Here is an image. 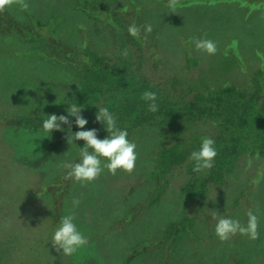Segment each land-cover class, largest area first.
Returning a JSON list of instances; mask_svg holds the SVG:
<instances>
[{"label":"rangeland","instance_id":"1","mask_svg":"<svg viewBox=\"0 0 264 264\" xmlns=\"http://www.w3.org/2000/svg\"><path fill=\"white\" fill-rule=\"evenodd\" d=\"M134 1L140 4L135 6ZM218 1H193L188 7H178L176 13H171L168 0H93L95 13L90 16L79 8L69 7V12L65 2L69 4L70 0H27L26 11L14 5L0 12V255H8L10 260L5 264L264 263V159H254L249 168L254 172V185L249 183L246 188L242 185L239 191L240 183L231 177L221 189L209 187L208 202L200 215L202 221L193 224L190 235L174 241L171 234L164 233L163 226L168 225L180 211L181 204L183 206L186 194L178 178L183 177V182L187 183L192 176L189 177L185 165L175 171L178 178L172 179L171 190L149 208L148 193L150 188L154 190L155 184H146L143 192L132 189L138 186L137 167L131 174L118 170L116 175L105 168L97 180L83 186L65 179L68 170L61 164L79 162V147L83 148L84 144L77 140L69 145L63 139L47 157L55 134L44 132L40 126L47 115H68V104L73 102L83 106L84 117L89 111L77 97L80 86L76 83V69L56 60L42 63L39 55L28 52L35 47L46 51L38 40H30L32 37L25 32L35 18L47 21L56 16L61 28L55 36L64 39L62 51L65 54L73 48L81 51L85 47L101 53L118 50L120 43L113 39L108 15L113 18V24L122 20L127 28L133 23L141 27L140 36L150 42L145 53H157L161 58L178 54L180 63L175 61L176 65H183L185 61L181 60L193 55L202 62L203 70L214 71L215 62H220L222 52L229 45L226 58L238 69L233 71V79L245 88L256 89V82L247 84L249 78L257 79L255 73L242 62H255L258 68L260 60L264 59V0ZM162 7H167L166 13ZM200 9L203 16L199 12L190 13ZM200 23L203 28L198 38L215 41L217 53L199 52L193 43L190 44L193 50H187L188 54L178 52V37L187 36L191 25L198 27ZM147 24L152 25L151 33L144 31L143 26ZM47 33V29L43 31L44 36ZM128 35V31L124 33L125 40ZM48 44L45 42L46 47ZM148 48L152 50L147 52ZM148 62L151 78L169 76L170 72L167 75L163 67H158L156 56ZM207 73L213 76L212 72ZM202 75L199 68L196 77ZM260 97H264L263 90ZM209 128L215 131L216 126L211 124ZM143 135L149 148H154L160 140L158 136L152 138L149 132ZM136 145L137 153L142 152L143 146ZM142 153L147 154V151ZM244 162L242 159L241 163ZM73 198L80 200L74 209L75 223L89 243L73 256H61L51 241L61 217L73 211ZM173 198L176 200H171ZM233 201H239L238 208H232ZM169 205H175V210ZM230 207L232 215L242 224L249 210L258 215V239L237 234L222 242L217 237V220L212 213L218 211V215H224ZM138 235L139 241L135 239Z\"/></svg>","mask_w":264,"mask_h":264},{"label":"trees","instance_id":"2","mask_svg":"<svg viewBox=\"0 0 264 264\" xmlns=\"http://www.w3.org/2000/svg\"><path fill=\"white\" fill-rule=\"evenodd\" d=\"M70 1L69 4L65 2L68 10L69 7H73V10L79 8L90 16L95 13L93 0ZM193 1L205 0H181L180 8L188 7ZM215 2L219 1L215 0ZM132 3L135 6L140 4L135 1ZM126 6L127 4L124 7ZM162 8L166 13L167 7ZM193 12H199L203 16L202 9L190 13ZM71 16H74L73 13ZM107 18L109 26L112 27L113 39L120 43L118 50L101 53L85 47L81 51L73 48L68 54L63 53L64 39L55 36L58 28H61L59 26L61 23L59 24V20L53 15L47 19L49 24L43 19L35 18L30 26L27 25L29 28L25 32L32 37L30 40H38L37 43L46 49L45 53L36 47L28 52L39 55V61L42 63L56 60L71 69H76L73 72L77 77L76 83L78 87L80 86L77 97L80 104L89 111L85 117L89 123L84 129H79L74 123L75 118L69 117L73 121V132L95 128L99 130V139L106 138L108 132L103 124L96 122V113L99 107H107L116 116L117 126L121 130H127L128 139L139 147L143 146L142 152L147 151V154L138 151L136 165L139 171L136 177L138 186L131 187L143 192L146 184H155L154 190L150 188L148 193L147 207L159 203L171 190L169 185L172 184V179L178 178L175 171L183 168L184 165L187 167L189 177L192 175L190 181L186 183L183 182V177L178 178L182 180L180 185L186 194L183 206L181 204L180 211L171 218L168 225L163 226L164 233L171 234L174 241L184 239L191 233L193 224L202 221L200 215L203 214L202 209L208 202V194L213 186L221 189L231 177L236 178L240 183L239 191L243 186L248 187L249 183L254 185L255 178L252 177L254 172L249 168L253 165L254 159H264V97H260V92L264 91V80H261V76L264 75V59L260 60L258 68L255 67V62L250 64L242 62L244 67L251 69L257 78L254 81L249 78L247 81L248 85L256 82V89L245 88L233 79L235 75L233 71L238 69L234 62L226 58V48L229 45L222 52L220 62H215L214 71L211 68L207 70L213 74L209 76L207 71L203 70L202 62L199 63L200 60L193 55L182 59V63L185 61L183 65H176L175 63L179 62L178 54L172 55V58H161L157 53L152 55L145 53L146 46L150 44L149 39L143 36L137 38L129 34L128 40H125L124 33L128 28L123 21L113 24V18L111 19L110 15ZM202 28L201 23L198 27L191 25L187 36H179L176 47L180 50L177 51L188 54L187 50H193L190 47L192 38H198ZM46 29L48 33L44 36L43 31ZM113 39L110 41L112 42ZM45 42L49 43L48 47ZM179 43H183L184 46ZM55 48L61 51L57 52ZM125 50H127L126 56L123 55ZM149 50L152 49L148 48L147 52H150ZM155 56L158 67H163L166 73L170 72L169 76L163 74L164 78L159 77L157 80L150 77L148 60ZM199 68H202L204 75L196 77ZM242 72L246 71L242 70ZM145 91L157 94L158 112L148 111V103L141 99ZM211 124L216 126L215 131L210 130ZM62 127L65 131L52 132L55 138L51 139L52 145L46 153L47 157L65 139L68 125ZM144 132H149L152 138L154 136L160 138L154 148L153 146L149 148L147 142L143 141ZM204 137L215 140L218 155L211 169L197 173L193 171L194 161L189 157L193 151L200 148ZM80 141L85 146L86 142ZM242 159H245L244 163H241ZM184 177L186 180L187 176ZM55 202L58 203L59 200ZM231 205L236 209L239 207V201H233ZM169 206L173 211L175 210V205ZM232 208L230 207L229 212L224 215L237 219L231 213ZM134 215L131 213V216ZM130 219L132 220V217ZM244 219L243 224H246L248 218ZM138 237L135 238L137 241L141 239L139 235ZM5 261H10L9 256L0 255V264H5ZM253 263L264 264L258 261Z\"/></svg>","mask_w":264,"mask_h":264},{"label":"clouds","instance_id":"3","mask_svg":"<svg viewBox=\"0 0 264 264\" xmlns=\"http://www.w3.org/2000/svg\"><path fill=\"white\" fill-rule=\"evenodd\" d=\"M14 5L25 11L29 8L27 0H0V12H4ZM180 6L181 0H168L167 7L171 13H176L177 8ZM143 27L146 33L153 31L151 24ZM128 33L133 37L139 38L141 27L133 23L128 27ZM192 43L197 51L208 55H215L218 51L216 42L211 39L192 38ZM123 55H127V50L123 52ZM141 99L148 103L149 112L156 113L159 111L155 92L145 91ZM68 105L69 107L66 110L68 115H47V118L42 123V128L46 133H52L54 130L65 131L62 125H68L65 139L69 145H72L77 140L86 142L83 148L79 147V162H64L61 164V167L68 170L64 178L74 180L83 186L97 180L105 168L112 175H116L118 170L131 174L135 170L138 160L137 145L128 139L126 129L121 130L117 126V118L109 108L99 107L96 113V122L103 124L108 132L106 138L99 139V130L95 128L72 131L73 121L69 117L75 118L74 123L79 129H84L89 121L82 115L83 106H78L75 102ZM215 144L216 142L212 138H202L200 148L193 151L189 157L190 160L194 161V172L200 173L214 166L215 158L218 155ZM105 160L107 161L106 163L104 162ZM79 204L80 200L73 198V211L61 217L59 226L52 237V245L61 256H73L89 243L88 238L75 223L76 215L74 209ZM218 213V211H213L212 215L213 219L217 220L215 234L222 242L230 240L237 234L247 236L251 240L259 238V217L253 211L249 210L247 212L248 220L246 224H242L237 219L218 215Z\"/></svg>","mask_w":264,"mask_h":264}]
</instances>
